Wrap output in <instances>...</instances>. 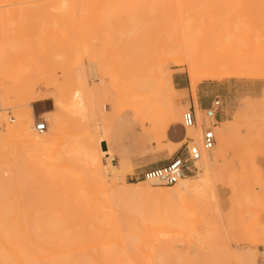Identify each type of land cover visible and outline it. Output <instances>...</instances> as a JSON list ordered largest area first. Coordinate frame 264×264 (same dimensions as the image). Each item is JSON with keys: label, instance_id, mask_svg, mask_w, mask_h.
<instances>
[{"label": "rangeland", "instance_id": "374dc122", "mask_svg": "<svg viewBox=\"0 0 264 264\" xmlns=\"http://www.w3.org/2000/svg\"><path fill=\"white\" fill-rule=\"evenodd\" d=\"M0 51V83L14 105L0 122V172L11 180L0 185V214L44 223L47 236L32 244L34 258L19 252L23 264H111L100 253L113 240L86 235L83 222L94 194L123 188L136 219L132 235L147 239L148 251L154 242L171 246L170 257L141 263L245 264L236 254L255 245L257 261L264 250V0H0ZM178 58L182 64L172 65ZM209 66L241 77L199 81ZM167 72L183 91L165 88ZM82 88L90 95L74 114L69 103ZM215 97L220 117L207 120L203 110ZM194 101L200 130L231 124L224 147L214 133L205 153L212 164L202 195H173L172 186L147 182L131 188L142 182L132 177L181 151L182 115ZM185 103L177 116L174 108ZM39 122L44 133L33 130ZM107 148L116 172L128 171L107 173L101 184L86 158ZM72 199L80 204L78 221L66 224L61 210Z\"/></svg>", "mask_w": 264, "mask_h": 264}, {"label": "bare ground", "instance_id": "6f19581e", "mask_svg": "<svg viewBox=\"0 0 264 264\" xmlns=\"http://www.w3.org/2000/svg\"><path fill=\"white\" fill-rule=\"evenodd\" d=\"M3 60H4L3 54L0 51V68L3 66ZM179 64H182V60L180 58H178L177 61L172 62V65H179ZM187 65L189 67V75L191 78L190 85L191 88L195 90L197 85L195 81V77L197 75L196 72L192 69V66L189 63H187ZM97 73L98 71L95 63L89 61L88 75L90 79L95 81L98 78ZM198 77H199V81H217V80H224L231 78H240L241 76L232 70L226 71L220 69L219 67L209 66L206 70L199 73ZM163 82L165 88L170 92L184 90V89L183 90L175 89L172 73L167 72L164 76ZM89 95H90V91H87L84 88L80 89V91H78L75 96L77 101L69 103V110L73 111L74 114L75 112L76 113L82 112V110H84L83 106L85 105V98L89 97ZM178 105L176 108H174V113L176 111L177 116L180 115L181 112L180 110L186 108L187 106L186 103L184 105H180V104ZM13 107L14 105H13L11 92L8 89L2 87V84L0 83V122L3 118V112L5 110L9 111ZM193 107L197 113L199 114L201 113L197 101H194ZM67 110H68V106H67ZM23 118H24L23 115L20 114L17 115L18 124L14 127L9 128L7 133L8 140H12L16 136L17 134L16 129L19 128L18 126L21 124ZM207 120H211V119H207ZM230 126L231 124L229 121L220 122L214 126L213 132L219 135V138L217 139V143L220 148H223L227 142V135ZM201 131H202V127L200 130L199 127L197 128V124H196V126L193 128L185 129V137L186 138H193V136L197 137L196 143H195V137L193 138L194 139L193 142L195 144L200 145ZM111 156L112 155H110V152L108 151L107 148L106 151L101 149L100 151L97 150L96 152L94 151L92 153H89L86 158L89 159V161L86 162H89V165H91L92 168L94 167L96 174L98 173V175L100 176L101 184H103L104 182L105 174L109 173L110 175L119 176L120 171L121 173L124 174L125 170H127L125 169L126 167L124 168L120 167L118 174L115 170L116 167L111 163V161L113 160ZM101 157H104L106 162H102ZM207 158H208L207 154H205V152H202V158L200 162L197 164L198 170L196 174L191 177L189 176L182 178L176 184L171 185L172 187H170V189L172 190L171 193L173 195L186 196L193 194L200 195L202 193L203 187L207 184L206 183L207 176L210 172V166L212 164V160H209ZM28 169L30 170L31 167H28ZM10 182L11 180L8 176H6V173L0 172V185H2V187L3 186L6 187ZM142 183L146 184L145 182L142 181L137 184H130L129 186L133 188L139 186ZM126 191L127 188H123L122 191L112 192L111 195H109L106 198H103L101 194H94V196L90 199L92 200V207L88 210L83 222L85 234L89 236L90 235L95 236L96 234H99V236L110 238L114 242V245L112 247L102 249V252L100 253V260L104 259V262L106 263L110 262L111 264H129L128 262L130 260L135 261L137 264H143L141 263V261L143 260L144 257L155 259L157 261H161L162 257H170L172 252H171V246L169 244L162 242H154L151 246V251H148L146 246L149 244L148 240L145 238L137 239V237L132 235V230L135 226L136 219L132 215L130 202L122 198V195ZM71 201L72 202L69 206L63 205L61 210L62 217L60 220L66 224H70V223L76 224L78 221V212L80 210V204L73 199ZM42 224L44 223L37 221L35 222L33 220L27 221L26 219L21 220L16 217L10 218L6 213H1L0 214V264H23L19 252H22L28 258H34L35 255L31 251L33 250L31 246L35 241H42V238L44 236L43 234H45L42 233L43 230ZM44 237L45 239H47L46 238L47 236ZM79 241L80 238H77L72 242L77 243ZM256 251H257V246L255 245L251 248V252L240 251L239 253L236 254V257L237 259H240L243 262H245V264H257L254 255ZM45 262L33 260L31 264H48ZM54 264H87V261L84 258H82V260L71 259L67 261H65L64 259L55 262Z\"/></svg>", "mask_w": 264, "mask_h": 264}, {"label": "built area", "instance_id": "2783aa9c", "mask_svg": "<svg viewBox=\"0 0 264 264\" xmlns=\"http://www.w3.org/2000/svg\"><path fill=\"white\" fill-rule=\"evenodd\" d=\"M221 101L215 97L209 105L203 110L205 118L217 119L221 112ZM197 124L194 109H189L182 115V127L193 128ZM47 129L45 122L35 124L33 130L42 133ZM193 138H186L182 149L168 162L159 167H154L132 177L134 181H143L154 185L171 186L180 179L195 175L198 168L197 164L202 158V152H209L215 145V135L211 128L202 127L200 145L195 144ZM258 264H264V250L258 252Z\"/></svg>", "mask_w": 264, "mask_h": 264}, {"label": "crops", "instance_id": "0c3cea01", "mask_svg": "<svg viewBox=\"0 0 264 264\" xmlns=\"http://www.w3.org/2000/svg\"><path fill=\"white\" fill-rule=\"evenodd\" d=\"M172 78H173V83H174V84H179V83L181 84V83H182L181 80H177L175 77H172ZM202 82H203V81H202ZM200 83H201V82H200ZM200 83H199V84H200ZM182 88H183V87H182ZM182 90H183V89H182ZM203 104H205V101H204V100L199 101V105H200V107H202ZM205 105H206V104H205ZM207 106H208V104L206 105V107H207ZM206 107H205V108H206ZM219 117H220V116H218V118H219ZM169 160H170V159H168V158L165 159V160H162V162L158 163V165H159V166H162V165H164L166 162H168Z\"/></svg>", "mask_w": 264, "mask_h": 264}]
</instances>
